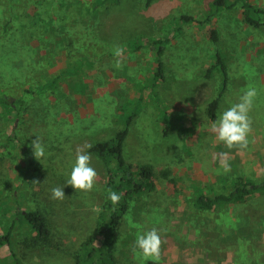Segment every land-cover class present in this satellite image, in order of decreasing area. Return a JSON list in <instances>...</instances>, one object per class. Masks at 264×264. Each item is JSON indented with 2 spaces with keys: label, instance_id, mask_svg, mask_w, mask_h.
<instances>
[{
  "label": "rangeland",
  "instance_id": "374dc122",
  "mask_svg": "<svg viewBox=\"0 0 264 264\" xmlns=\"http://www.w3.org/2000/svg\"><path fill=\"white\" fill-rule=\"evenodd\" d=\"M248 1L263 11L264 24V0ZM234 2L211 8L213 0H0V96L13 105V111L0 107V236L17 208L38 211L50 231L48 243H36L19 217L10 244L0 245V264H14L11 254L21 264H75L84 242L103 244L96 231L106 214L108 168L90 154L98 174L93 189L79 191L65 182L77 147L108 141L123 128L118 116L125 104L124 115H136L123 158L132 168L150 166L155 187L127 200L116 239H106L116 264L150 261L132 249L137 234L152 228L164 241L159 264H264L263 189L211 211L195 204L199 193H230L236 177L264 181V25H246ZM211 12L210 22L200 23ZM182 16L193 21H180ZM148 38L169 39L164 78L153 89L155 53L148 46L127 50L129 40ZM117 47L124 49L119 69ZM216 52L227 82L214 121L249 87L257 90L244 150L227 148L209 131L214 121L207 108L222 78L205 73ZM65 68L75 71L60 77ZM53 78L52 88L36 89ZM37 136L45 148L40 160L30 147ZM221 153L228 154L227 173L216 159ZM55 187L64 188L63 200L51 199Z\"/></svg>",
  "mask_w": 264,
  "mask_h": 264
},
{
  "label": "trees",
  "instance_id": "16d2710c",
  "mask_svg": "<svg viewBox=\"0 0 264 264\" xmlns=\"http://www.w3.org/2000/svg\"><path fill=\"white\" fill-rule=\"evenodd\" d=\"M116 2L117 0H98L99 5L105 2ZM150 0H147L149 2ZM227 0H213L211 8H218L226 6ZM234 3H240L243 21L246 25L255 29L263 28L262 13L259 8L254 7L248 0H235ZM213 12L208 13L203 22H210ZM180 21L191 22L192 18L182 16ZM210 39L213 43L218 41L216 30H210ZM169 43V39H154L148 38L145 43L140 40L133 39L127 42V50L129 52H135L140 50L144 46H148L155 53L156 67L153 72V76L150 80V88L156 86L157 82L164 78L163 73V53L164 46ZM75 71L74 68H65L61 71V76L70 75ZM215 71L221 75L222 83L217 97L210 102L207 108L208 117L211 121L215 120V113L218 105V98L225 89L227 82V70L225 62L220 53L216 52L213 56V64L210 69L205 73V77H210L211 73ZM56 78L47 80L42 86L36 87L37 90L45 88H52ZM19 105L23 102L18 100ZM138 105V103H137ZM11 100H8L4 96H0V107L13 111ZM124 108H127V104L122 106V115L118 116V121L123 122V128L115 133V135L108 141L99 142L91 146L88 149L90 154H94L99 157L106 167L108 168L107 179V202H106V214L99 217L96 236H102L104 238L103 244L94 245L95 239H89L81 245L79 253L75 256V264H116V260L110 253L109 245L116 239V228L127 213L128 204L127 200L134 196H139L143 193L151 192L155 187V174L150 166L142 165L136 168H132L123 158L124 142L128 133V125L136 115V111L131 114L124 115ZM120 119V120H119ZM10 137L12 138L11 134ZM163 177H167V173L162 174ZM232 191L228 194H219L214 197H208L199 193L195 200V204L199 209L205 211H211L218 205L241 202L248 199L253 193L264 190V181L259 184H253L251 181L239 176L231 182ZM109 190L121 195V200L118 204L113 205L108 197ZM261 190V191H263ZM11 199H15V195H10ZM15 217L6 228L4 234L0 236V245L8 246L10 244V236L15 224L19 221V217L24 220L30 231L34 235V242L39 244H46L49 242L50 231L47 227L46 220L42 214L38 211H22L18 208L14 212ZM106 239H111V242H106ZM11 257L14 259V264H21L18 260H15L13 254ZM144 264H159L154 261H146Z\"/></svg>",
  "mask_w": 264,
  "mask_h": 264
},
{
  "label": "clouds",
  "instance_id": "9594fccd",
  "mask_svg": "<svg viewBox=\"0 0 264 264\" xmlns=\"http://www.w3.org/2000/svg\"><path fill=\"white\" fill-rule=\"evenodd\" d=\"M124 49L117 47L115 49V67H122V57ZM257 96V90L249 87L239 97V102L232 104L224 110L216 121H214L209 131L214 134L217 141L222 142L227 148L238 147L240 150L247 149L249 146L248 136L252 131V121L249 112L252 109L254 100ZM30 147L34 157L40 160L45 156V148L39 136L31 141ZM91 148V145L77 147L75 153V163L71 169L70 178L65 182L66 186H71L75 190L90 192L96 183L98 174L91 166L92 157L85 149ZM219 166L225 173L231 171L228 164V154L221 153L216 157ZM65 197L64 188L55 187L51 189V199L63 200ZM108 197L112 204H118L121 200V195L109 190ZM164 241L156 228H152L142 234H137L133 253L136 254L139 250L142 260H152L157 262L161 258V246Z\"/></svg>",
  "mask_w": 264,
  "mask_h": 264
},
{
  "label": "crops",
  "instance_id": "0c3cea01",
  "mask_svg": "<svg viewBox=\"0 0 264 264\" xmlns=\"http://www.w3.org/2000/svg\"><path fill=\"white\" fill-rule=\"evenodd\" d=\"M73 259V257H71Z\"/></svg>",
  "mask_w": 264,
  "mask_h": 264
}]
</instances>
